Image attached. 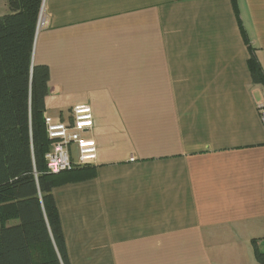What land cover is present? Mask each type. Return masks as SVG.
<instances>
[{"label": "crops", "instance_id": "crops-1", "mask_svg": "<svg viewBox=\"0 0 264 264\" xmlns=\"http://www.w3.org/2000/svg\"><path fill=\"white\" fill-rule=\"evenodd\" d=\"M42 7L45 114L88 105L96 142L94 175L52 190L69 264H259L264 88L242 31L264 71V0Z\"/></svg>", "mask_w": 264, "mask_h": 264}, {"label": "trees", "instance_id": "trees-1", "mask_svg": "<svg viewBox=\"0 0 264 264\" xmlns=\"http://www.w3.org/2000/svg\"><path fill=\"white\" fill-rule=\"evenodd\" d=\"M42 3L5 0L8 12L0 14V264H69L52 190L94 175L93 163L58 172L46 166L53 143L45 124L49 68L33 61ZM242 34L251 79L264 88V71ZM72 108L66 119L48 117L67 121Z\"/></svg>", "mask_w": 264, "mask_h": 264}, {"label": "built area", "instance_id": "built-area-1", "mask_svg": "<svg viewBox=\"0 0 264 264\" xmlns=\"http://www.w3.org/2000/svg\"><path fill=\"white\" fill-rule=\"evenodd\" d=\"M46 23L43 7L38 17V29ZM259 118L264 130V92L257 104ZM48 137L53 140L50 150L45 154L48 170L58 172L74 165L92 164L96 160V142L86 133L93 126L91 108L86 104L73 106L67 121L54 122L45 117ZM72 146L77 150V159L72 157Z\"/></svg>", "mask_w": 264, "mask_h": 264}, {"label": "rangeland", "instance_id": "rangeland-1", "mask_svg": "<svg viewBox=\"0 0 264 264\" xmlns=\"http://www.w3.org/2000/svg\"><path fill=\"white\" fill-rule=\"evenodd\" d=\"M5 3V0H0V14H3V13H7L8 12V8L7 6L4 4ZM56 109L52 108V111L50 112L52 115H53V112L55 111ZM68 111V108H63V113L66 115ZM56 113V118L58 117L59 113L58 112H55ZM71 151H72V157L74 160L77 159V150L76 148H74L72 146L71 148Z\"/></svg>", "mask_w": 264, "mask_h": 264}]
</instances>
